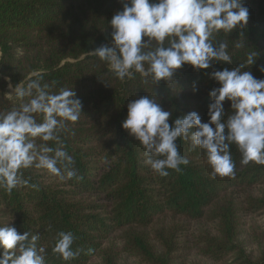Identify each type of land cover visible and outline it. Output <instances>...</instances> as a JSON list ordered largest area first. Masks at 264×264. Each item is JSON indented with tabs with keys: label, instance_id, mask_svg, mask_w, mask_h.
Instances as JSON below:
<instances>
[{
	"label": "trees",
	"instance_id": "16d2710c",
	"mask_svg": "<svg viewBox=\"0 0 264 264\" xmlns=\"http://www.w3.org/2000/svg\"><path fill=\"white\" fill-rule=\"evenodd\" d=\"M244 6L247 25L215 35L214 42L228 44L231 65H184L174 81L154 85L139 74L121 81L89 54L111 45L109 21L122 10L121 0H0V111L21 103L7 96L4 77L16 84L34 73L53 92L72 87L83 105L80 119L61 133L77 176L60 181L42 169L21 170L37 188H0V226L13 218L10 226L20 234H40L46 264H264V235L249 234L244 221L247 214H264V165L241 164L232 145L235 176L212 178L204 152L178 139L189 164L160 177L121 127L128 103L145 95L172 113L170 125L192 111L207 122L208 93L219 86L209 73L238 67L250 48L259 55L245 70L264 79V0H244ZM243 40L246 47L237 48ZM224 109L231 114L227 100ZM59 231L77 237L73 248L84 251L75 260L53 253Z\"/></svg>",
	"mask_w": 264,
	"mask_h": 264
},
{
	"label": "clouds",
	"instance_id": "9594fccd",
	"mask_svg": "<svg viewBox=\"0 0 264 264\" xmlns=\"http://www.w3.org/2000/svg\"><path fill=\"white\" fill-rule=\"evenodd\" d=\"M121 3L122 10L109 21L111 45H101L89 54L105 62L121 81L139 74L144 83L154 85L174 81L176 71L184 65L195 70H206L213 64L231 65L228 44L214 42L215 35L243 29L249 18L244 0H121ZM236 47H246L245 41L238 42ZM258 55L250 48L238 67L209 73V78L219 86L208 93L211 102L207 122L192 111L170 125L172 113L164 110L154 95L128 103L121 127L139 142L144 150L143 163L154 174L167 177L169 170L179 173L181 166L189 164L178 149V139L204 152L212 178L235 176L232 145L240 153L241 164L264 165V79H257L245 70L256 62ZM259 70L264 73V66ZM33 76L36 78L16 84L4 77L7 96L21 101L19 107L0 111V188L8 193L21 186L37 188L30 178H24L23 169H42L60 181L77 176L74 158L66 150L61 133L69 123L80 119L82 102L72 87L53 92L49 84L42 82V76L35 73ZM197 91L194 83L192 92ZM226 100L231 114L225 112ZM12 219L0 226V264H46V248L37 243L40 234L29 231L20 234L10 226ZM76 239L71 231L57 232L53 253L65 262L75 260L84 251L73 248Z\"/></svg>",
	"mask_w": 264,
	"mask_h": 264
},
{
	"label": "rangeland",
	"instance_id": "374dc122",
	"mask_svg": "<svg viewBox=\"0 0 264 264\" xmlns=\"http://www.w3.org/2000/svg\"><path fill=\"white\" fill-rule=\"evenodd\" d=\"M245 230L250 234L256 232L264 235V214H247L244 218Z\"/></svg>",
	"mask_w": 264,
	"mask_h": 264
}]
</instances>
